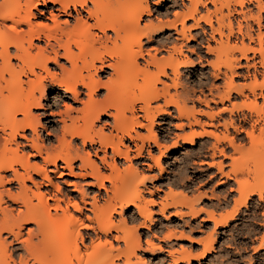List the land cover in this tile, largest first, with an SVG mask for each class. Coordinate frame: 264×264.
<instances>
[{
    "label": "bare ground",
    "instance_id": "obj_1",
    "mask_svg": "<svg viewBox=\"0 0 264 264\" xmlns=\"http://www.w3.org/2000/svg\"><path fill=\"white\" fill-rule=\"evenodd\" d=\"M187 2L172 0L163 12H156L149 0H0V264H145L136 254L141 247L137 230L149 228V205L155 201L141 197L148 177L132 164L121 171L116 159L129 161L128 141L135 147V157H141L150 143L163 154L160 147L167 136H160L155 126L158 119L171 116L170 107L178 119L186 120L177 128L201 127L199 132L177 135L184 145H195L197 136L213 139L201 143L203 156L210 161L200 162L215 167L226 180L231 177L223 171L224 160L235 166L236 155L244 151L246 143L250 148L263 146L258 161L252 157L255 181L251 184L234 179L236 189L231 190L240 198L233 199L236 208L232 213L220 214L216 212L218 205L210 203L207 209H196L190 203L184 204L187 214L196 217L202 211L206 217L201 220L211 221L214 228L225 227L256 195L263 208L257 223L264 227V180L261 171L256 174L257 165L264 162V0ZM208 4L213 11L207 9L205 15L198 16L200 7L207 8ZM154 14L153 19L143 21L144 16ZM234 14L238 16L235 28L231 20ZM190 21L193 24H188ZM202 23L210 29L207 52H215L217 58L225 56L223 69L218 65L213 73V78L222 79L223 84H210L208 94L201 92L203 98L197 99L206 106L209 102L223 106L216 113L202 112L207 121L197 118L194 108L187 106V89H176L180 66L192 63L182 55L183 42L194 40L191 30L195 28L206 34ZM168 30L176 36L165 35ZM160 35L163 37L156 39ZM209 38L217 46L212 48ZM231 38L236 39L232 44ZM174 39H180V44ZM162 51L166 56L159 57ZM54 92L51 107L46 109L43 100ZM234 96L240 102H231ZM36 110L48 112L59 124L55 145L39 137ZM226 112L228 118H219ZM138 129L146 132L139 133ZM147 154L159 166L160 155L154 157L149 150ZM50 173L87 180L85 185L104 191L106 198L101 204L96 195L86 201L81 185L65 181L79 189L81 206L73 197L61 195ZM14 183L15 190L8 188ZM48 187L61 196L52 194ZM179 196L169 189L159 212L183 205ZM14 204L16 208H12ZM128 206L142 218L139 226L128 227L124 217L117 222L112 219L114 213L121 216ZM84 208L92 212L93 218L86 219L93 225L83 223ZM28 225L33 227L27 228L23 237L22 230ZM80 228L94 233L88 244ZM112 231L120 233L113 238L122 239L124 249H115L107 240ZM213 233L202 241L199 259L213 250ZM262 233L260 250L264 249ZM12 242L19 244L20 253L8 252ZM193 258L183 251L173 263L189 264Z\"/></svg>",
    "mask_w": 264,
    "mask_h": 264
},
{
    "label": "rangeland",
    "instance_id": "obj_2",
    "mask_svg": "<svg viewBox=\"0 0 264 264\" xmlns=\"http://www.w3.org/2000/svg\"><path fill=\"white\" fill-rule=\"evenodd\" d=\"M170 1L172 0H149V3L152 11L156 10L157 12L158 9L163 12L167 6H169ZM185 3H188L187 0H185ZM207 9L209 11H213L214 7L211 4H208L207 8L200 7L198 16L205 15ZM223 11L226 13L225 10ZM155 15L156 14L152 16L146 15L143 17V21L153 19ZM231 17L235 28L238 16L234 14ZM188 24L191 25L193 22L190 21ZM214 25L216 26L215 22ZM202 27L207 31L206 34H202L199 28H195L191 30L194 40L190 42H183L182 55L186 56L192 63L190 65L180 66L177 80L179 82L176 89L178 91L187 89L189 93L187 96V106L189 108H194V113L197 118H200L202 121H207V118L201 114L202 112L214 111L216 113L223 106L220 103L212 102H209V105L206 106L197 99L198 97L203 98L201 92H204L206 95L208 94V87L210 84L220 87L223 84L222 79L216 80L213 78V73L216 71L218 65L221 69H223L222 62L225 60V56L217 58L215 52H207L205 47L207 45L210 29L208 25L204 23H202ZM224 32L226 33L227 30H224ZM168 34L173 35L174 37L176 36L173 34V30L165 31V35ZM161 37L163 36H157L156 39H160ZM216 39H219L218 35H216ZM234 39L235 38H231V44L236 40ZM208 41L212 48L217 46V44L210 38ZM173 42H178L177 44H180L181 40L174 39ZM160 56H166V53L162 51L159 57ZM213 64H215V66H213ZM167 73L169 75L170 71L168 70ZM161 80L166 83L170 82L164 77H161ZM235 81L239 82L242 80L235 78ZM158 86L161 87L160 84H158ZM173 91L174 89L171 88V92ZM103 93V90L100 91V94ZM53 95H55V92L48 94L43 100V104L46 106V109L51 107L49 105L53 102ZM240 100V98H235L234 96L230 101L240 102ZM158 103L162 105V101H159ZM224 105L229 107L228 102H225ZM60 108L62 109V106ZM169 111L172 113L171 116L169 117L166 115L163 120L158 119L155 126V131L160 136H167L166 139L162 141L163 147H160L163 154L160 155L158 149L150 143L149 145H146L141 157H135V147L128 141L126 144H129L131 149L129 153V161L116 159V163L118 162L117 165L119 164L118 167H120L119 169L121 171L126 168V166L132 164L141 175L148 177L149 180L147 179L144 183V187H141V197L146 198L147 200L155 201V205H149V209L152 211L151 222L147 221L149 228H138L137 230V234L140 236L141 240V247L136 251V254L145 264H174L173 260L183 251L188 252L192 257H194L191 259L189 264H264V249L260 250L258 247L259 238L263 234L262 232H264V227H260L257 223L260 218L262 219L261 212L263 208L259 205L256 195H252L250 197L246 208L240 207L238 214L233 220H230L229 224L225 227L214 228L211 221L201 220L202 217H206L204 212L201 211L198 216L191 217L187 214L186 209V206L190 203H193L196 209H207L210 203L218 205L216 212L220 214L225 215L232 213L234 208H236L234 203L235 199L237 198L238 200L240 198V195L236 192V190H231L236 189L235 187L237 184L234 182V179H241V181L248 180L247 182L250 181L251 184L255 181L252 179L254 178V170L252 169L253 166L256 167L253 160L255 159L256 162L258 161V153L263 151V146L256 145V148H250L249 144L246 143L244 151L236 155L238 160L234 164L235 166L229 165V160H224L223 171L229 173L231 177L230 180H226L225 176L217 172L215 167L202 163L203 161H210V159L203 156L205 149H201L200 145L204 141L209 143L213 141V139L211 137L208 138V136H197L195 138V145H184L182 142L183 140H180V136L184 133L187 134L191 132V130L199 132L201 127L193 126L189 128L188 125H184V127L182 126L181 128H177L180 122L182 123L184 121L185 123L186 120L178 119V115L173 107H170ZM34 114L39 115L40 119V126L37 127L39 137L41 139H47L46 141L49 140V145H55V136L59 133L55 129L59 128V124L55 123V119L48 116V112L46 114H42V111L36 110L34 111ZM228 116L229 115L226 112L221 114L219 118H228ZM103 121L104 119L102 118L100 122L97 123V128ZM206 129L208 128L206 127ZM106 132L108 131L106 130ZM138 132L144 134L146 131L138 129ZM177 135L180 136L178 137ZM175 140H177V144L173 145ZM18 141L20 140L18 139ZM263 141L264 140H262V143ZM76 143L79 145V140H76ZM87 149H89L90 153H92V157H94L93 151L90 147ZM147 150H149L151 155L154 157L160 155L159 166L156 165L152 158L147 154ZM110 152L111 151L108 150V156L111 154ZM100 155L102 154L100 153ZM252 157H254V159H252ZM218 159L219 158H217V160ZM108 161H110V159H108ZM257 166H259L257 167L259 170L257 169L258 173L256 174L258 175L259 171H261L260 176H262L264 180L263 160L262 163ZM248 170H251L250 173ZM59 171L63 172V169L60 168ZM106 173H109V170H107ZM50 177L54 183L59 185L61 195L62 193H65L70 197H73L72 199L78 202H80L79 199L81 197L79 189H76L72 185L65 184V181L81 185V188L85 189L86 201H91V197L96 195L98 200L97 202L101 204L106 198L104 191L99 192L97 187L95 188L85 185V182H88L87 180H81V178H70L65 174L61 177L55 176L53 173H50ZM223 180H225L224 184L219 183ZM27 185L31 186L29 182H27ZM106 185L107 187L110 186L109 183H106ZM10 187L15 190L17 184L14 183L8 186V188ZM48 189H50L52 194L61 196L54 188L48 187ZM169 189H172L177 194H180L178 199H182L181 201L183 205L177 204L175 206H169L162 214L158 210L159 205L161 206L162 202L165 203V194L169 191ZM198 196L202 197L197 200V202L195 201V198ZM224 199H226V202ZM168 201H170V199ZM79 204L83 206L81 202ZM11 206L12 208L17 207L15 204ZM86 207L89 208V205H86ZM70 210L73 211L71 208ZM83 212V223L91 225L93 222L86 218L88 217L92 219V212L85 208ZM180 213L183 215H180ZM73 214L77 216V212L73 211ZM120 217L128 219V227L130 228L133 226H139L137 224H139L142 220L132 206L124 208L121 216L114 213L112 219L117 222ZM129 217L134 218V221L130 222ZM31 227L33 226L28 225L24 230H22L23 237H26V229ZM79 230L84 237L85 244L90 242V238L94 239V233L91 230H87L85 228H80ZM211 232L214 234L213 250H211L210 253H208L203 259H199L198 255L203 250L202 241ZM170 233L172 235L169 239H167L166 236ZM116 235H120V233L112 231L106 238L115 249H124L125 242L122 239L115 240L113 237ZM147 243H154L155 246L152 248L148 246L149 244ZM19 249V244L16 242H12L11 245H8L9 253L14 251H17L16 253H20L21 250ZM132 259L134 260V258ZM118 263L122 264L121 261H118ZM178 264H185V261L179 262Z\"/></svg>",
    "mask_w": 264,
    "mask_h": 264
}]
</instances>
